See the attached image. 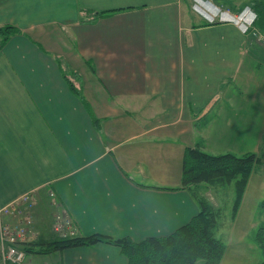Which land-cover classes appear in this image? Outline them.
Returning <instances> with one entry per match:
<instances>
[{
  "label": "crops",
  "instance_id": "0c3cea01",
  "mask_svg": "<svg viewBox=\"0 0 264 264\" xmlns=\"http://www.w3.org/2000/svg\"><path fill=\"white\" fill-rule=\"evenodd\" d=\"M254 2L0 0V27L15 29L0 45V205L33 192V241L57 239L59 207L79 236L172 233L200 210L201 184L181 186L187 146L242 155L254 136V169L264 172V49L218 13L237 15ZM254 169L240 206L254 197V179L264 189ZM237 214L224 243L241 236ZM238 259L227 246L220 264ZM21 264L127 258L97 242L36 249Z\"/></svg>",
  "mask_w": 264,
  "mask_h": 264
},
{
  "label": "trees",
  "instance_id": "16d2710c",
  "mask_svg": "<svg viewBox=\"0 0 264 264\" xmlns=\"http://www.w3.org/2000/svg\"><path fill=\"white\" fill-rule=\"evenodd\" d=\"M241 10L242 24H246L248 14ZM253 12L249 30L243 33L264 32V0H255L250 9ZM222 18L219 17V20ZM15 32L12 25L0 27V45ZM264 35V33H262ZM253 35V34H252ZM254 36V35H253ZM72 86V84L70 83ZM96 121V120H95ZM260 161L255 152L237 155L232 152L208 153L200 146H187L182 162L181 186L192 188L199 184H226L235 180L236 198L234 202L235 216L254 165ZM199 212L189 222L164 236H150L139 241L126 237L113 238L102 234L90 236L57 237V239H42L25 243L21 248L26 253L51 252L65 247L92 245L97 242H108L117 245L127 258V264H194L203 260V264H220L225 253V243L218 238L215 229L221 216L220 209L206 198L196 196ZM264 208V198L260 203ZM257 241L264 253V232L260 227L257 231ZM259 264H264V260Z\"/></svg>",
  "mask_w": 264,
  "mask_h": 264
},
{
  "label": "rangeland",
  "instance_id": "374dc122",
  "mask_svg": "<svg viewBox=\"0 0 264 264\" xmlns=\"http://www.w3.org/2000/svg\"><path fill=\"white\" fill-rule=\"evenodd\" d=\"M225 10L227 12L229 11L228 9ZM260 31L264 33L262 30ZM262 33L261 35L264 37ZM252 38H254L256 42H258L261 45V47L264 49V47L262 46V39H259L257 36H252ZM254 70H256V68H254ZM253 89H258V88H253ZM260 92H261V96L264 97V88H261ZM193 135L197 136L196 130H193ZM203 137L205 139L210 138L208 134L203 135ZM253 144H254V136H252L244 145V149H247L246 152H256V150H254ZM259 150L264 151V137L262 138ZM262 171L263 169L260 166L258 167L257 164L254 169V175L259 176L262 180H264V172ZM254 180L255 182H253V184L255 186L256 185L259 186L257 191L255 192L254 197H252L251 195L246 197L240 208H238L237 210L238 214L236 217L234 230H235V234L241 233V236L238 237V239L235 237L232 241L225 242V249L227 246L229 247L230 255L239 256V259L236 260V264H258L259 262H262L264 260V253L262 251V247L259 245L257 241V231L260 227H262L261 225H264V208L261 207L260 205L262 199L264 198V189L262 186L263 185L262 181L258 182L256 179ZM203 185L205 184L202 183L201 185L198 186L200 189L195 187L194 192L196 196L201 198H207L209 202H211L214 206H217L220 209L221 216L219 218V224L215 229V233L218 238L220 239L222 238L221 240H223L226 237L225 231L227 230L228 226L231 224L232 219L234 217L233 216L234 202L236 198L235 180H232L231 182L226 184H213V185H208L207 187ZM29 192L32 193V195H34L32 191ZM204 192H205V196H204ZM54 200L56 201L55 194H54ZM6 204L8 203L2 205L4 206ZM62 210L64 209L59 207L54 212L53 218L55 217L56 212L58 213ZM49 211H51V209H48V212ZM43 216L46 217L45 215ZM47 226H50V221L46 223L44 222L42 228H47ZM236 247L237 249H239L238 252H235L233 250ZM0 259H1V264H3L4 261L1 258V253H0ZM6 264H8V262H6ZM194 264H203V260L199 259ZM227 264H233V262L229 261Z\"/></svg>",
  "mask_w": 264,
  "mask_h": 264
},
{
  "label": "built area",
  "instance_id": "2783aa9c",
  "mask_svg": "<svg viewBox=\"0 0 264 264\" xmlns=\"http://www.w3.org/2000/svg\"><path fill=\"white\" fill-rule=\"evenodd\" d=\"M244 15L248 14L246 24H242L241 16L231 15L226 11H222L219 15L222 19L226 16L230 17V21L236 24L242 32L249 30V23L252 20L250 15L253 12L250 9L243 11ZM223 15V16H222ZM252 34L262 39V46L264 47V37L257 31ZM50 196L54 200V192H50ZM35 204V199L32 193L26 192L20 195L10 203L0 206V253L4 261L3 264H21L26 252L21 245L33 241L37 237V231L34 228L31 209ZM53 232L58 237H73L78 234L77 226L66 210L55 213L52 223Z\"/></svg>",
  "mask_w": 264,
  "mask_h": 264
}]
</instances>
